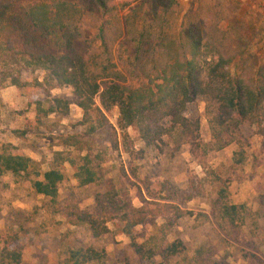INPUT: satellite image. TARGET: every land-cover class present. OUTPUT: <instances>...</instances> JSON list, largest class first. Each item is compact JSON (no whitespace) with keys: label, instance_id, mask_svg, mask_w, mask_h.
<instances>
[{"label":"trees","instance_id":"obj_1","mask_svg":"<svg viewBox=\"0 0 264 264\" xmlns=\"http://www.w3.org/2000/svg\"><path fill=\"white\" fill-rule=\"evenodd\" d=\"M124 5L118 7L115 0H32L15 6L13 0H0V90L29 87L27 103L36 111L35 119H26L13 135L23 138L27 129L43 126L51 116L66 118L70 102L50 92L63 86L71 89L73 102L82 111L77 124L85 126V135L54 137L55 145L66 149L53 151L52 166L31 181L32 189L46 198L45 210L59 213L69 225L86 226L94 238L108 233V225L113 224L128 238L137 264H221L205 244L189 253L181 238H166L181 218L191 214L183 205L194 195L171 182H154L156 191L134 185L139 201L135 205L129 188L105 178L82 138L106 125L105 113L115 108L119 127H133L144 145L173 137L188 145L205 170L201 158L236 140L242 124L258 126L264 151V63L256 64L248 56L241 22L223 24L224 19L199 0L186 7L179 0H141L121 13ZM122 40L129 48L118 63L115 46ZM236 62L238 70L232 74L230 67ZM198 99L205 103L210 133L204 145L198 119L187 116ZM12 149L10 142L0 143V176L26 177L31 171L38 175L37 162ZM73 149L80 152L77 157ZM243 160V151L234 153V164ZM65 163L79 187L108 182L94 194L91 209L80 208L74 193L58 199ZM216 179L219 187L206 217L243 260L264 264L254 240L244 231L246 219L258 212L230 203L227 182ZM151 217L162 219L157 228L160 236L154 232L138 241L136 227ZM17 236L12 229L0 236V264H20ZM106 258L103 248L68 246L60 261L37 264H101ZM124 261L129 264L126 257Z\"/></svg>","mask_w":264,"mask_h":264},{"label":"rangeland","instance_id":"obj_2","mask_svg":"<svg viewBox=\"0 0 264 264\" xmlns=\"http://www.w3.org/2000/svg\"><path fill=\"white\" fill-rule=\"evenodd\" d=\"M30 1L32 0H13V3L15 6H21ZM140 1L115 0L118 7L126 4L121 13L128 11ZM179 1L183 7L197 2V0ZM199 1L216 11L224 19L223 24L229 21L241 22L242 33L249 43L248 56L256 64L264 63V20L259 23L252 18L250 12L234 9L231 0ZM256 14L263 16L264 10L255 12L254 15ZM128 48L129 44L125 40L115 46V60L118 63L119 56L124 58ZM238 66L239 62H236L230 67L232 74L237 72ZM26 75L27 73L22 74V80L26 79ZM3 89L0 90V143L10 142L14 146L13 151L29 155L37 162L35 170L38 172L37 175L36 171H31L26 177L14 178L8 174L0 176V236H3L8 229L17 232L16 245L22 250L20 264L55 263L65 256V249L68 246L103 248L102 245L106 240L115 241L114 237L119 235V231L111 223L108 225L110 231L98 238H94L86 226L70 228L62 215L52 214L47 208L44 209L46 198L37 195L31 186L34 178H40L42 172L52 166L53 151L66 149L64 146L55 145V136L85 135V126L77 124L82 118V111L73 102L71 89L63 86L50 91L52 95L63 97L70 102L68 116L61 119H54L51 116L43 126L27 129L23 138L16 137L12 131L22 129L26 119H35L34 105L26 101L32 91L29 87L17 90L9 86ZM105 115L107 124L82 139L90 148L91 156H96V162L99 163L106 179L111 178L118 187L129 188L135 205H138L139 201L136 198L134 185L142 189L148 186L150 190L156 191L158 186L156 187L154 182H171L183 193L194 195L183 205V208L191 214L177 222L166 237L167 240L176 236L181 238L189 253L196 246L205 244L212 249L217 258H221V264H249L241 258L234 245L219 238L214 222L206 217L210 215L209 204L219 187L216 179L218 176L223 182H227L230 203L245 204L251 211L258 212L257 216L246 219L244 231L254 240L258 248L257 254L264 261V206L261 203L264 202V151L261 148L262 136L256 124H242L238 129L236 140L223 149L207 151L201 158L205 163V170L198 159L190 154L187 144H179L173 137H163L162 141L146 146L139 140L138 133L133 127L126 129L119 127L115 108L107 111ZM187 116L190 119H198L200 141L203 145L207 144L210 141V133L204 101L198 99L187 111ZM240 151H243L244 160L236 165L233 163L234 153ZM79 153L77 149L72 150L74 157ZM84 153L85 151L81 154ZM61 168L66 178L60 185L58 199L61 200L68 194L74 193L80 208L91 209L94 205V194L104 190L108 182L79 187L72 177L73 170L69 164L65 163ZM161 223L160 217H151L138 225L137 240L142 241L154 232L160 236L157 228ZM126 240L129 242L128 238ZM121 248L124 255L120 253V249L114 248V245H110L107 251L103 248L107 256L110 252L111 257L113 254H118L121 258L109 260L107 257L106 263L101 264H126L125 257L129 264H137L131 247L121 245Z\"/></svg>","mask_w":264,"mask_h":264},{"label":"crops","instance_id":"obj_3","mask_svg":"<svg viewBox=\"0 0 264 264\" xmlns=\"http://www.w3.org/2000/svg\"><path fill=\"white\" fill-rule=\"evenodd\" d=\"M231 1L233 2L234 9L237 8V9H239V11L243 10L244 12H250L253 15L252 18L259 23H261V21L264 20V15L263 16L259 15V14L254 15L255 12H258L260 10H262V11L264 10V0H231ZM7 87H9V86H7ZM7 87H5V88H7ZM10 87H15V86H10ZM26 101H27V98H26ZM69 227L72 228V227H75V225H70ZM114 238H115V241L110 239V241L106 240L105 242H104L103 238H101V241L105 243L102 246L106 251L108 250V247L110 245H112V246L114 245V248L120 249V250H122L121 245L124 247L126 245H129V242L126 240L127 237L122 235V234L116 235ZM118 241H122V242L120 243ZM111 254L112 253H110V252L108 253L109 256H107V257H109V260H113L114 255H115V254H113V257H111ZM91 264H93V263H91Z\"/></svg>","mask_w":264,"mask_h":264}]
</instances>
